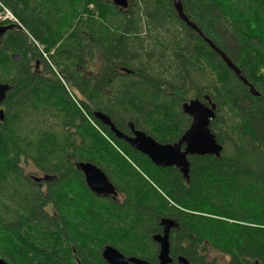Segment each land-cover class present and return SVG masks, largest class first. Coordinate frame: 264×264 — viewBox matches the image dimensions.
<instances>
[{
    "label": "trees",
    "instance_id": "trees-1",
    "mask_svg": "<svg viewBox=\"0 0 264 264\" xmlns=\"http://www.w3.org/2000/svg\"><path fill=\"white\" fill-rule=\"evenodd\" d=\"M180 1L201 37L172 0H129L124 10L111 0H0L21 27L0 43V84L11 86L0 121L7 264H107L106 246L157 263L162 219L177 225L172 264H217L212 254L264 264V0ZM193 99L216 105L210 130L224 150L189 157L188 182L93 116L174 143L190 127L182 105ZM81 162L101 169L120 198L94 195Z\"/></svg>",
    "mask_w": 264,
    "mask_h": 264
},
{
    "label": "water",
    "instance_id": "water-1",
    "mask_svg": "<svg viewBox=\"0 0 264 264\" xmlns=\"http://www.w3.org/2000/svg\"><path fill=\"white\" fill-rule=\"evenodd\" d=\"M112 3L124 10L129 6V0H111ZM173 6L178 17L189 26L191 29L198 30L195 24L189 22V19L184 13L183 5L180 0H172ZM12 28H21L19 25L0 27V43L6 33ZM202 36V35H201ZM206 43L212 48L221 58L224 64L234 71L238 77L246 83L245 77L240 74L238 69L229 58L209 40L205 39ZM11 90L9 84H0V107L6 99L7 93ZM182 111L185 115L191 118L190 127L184 132L181 138L174 143L161 144L154 138L147 135L143 131L135 129L132 123H129L131 135H127L118 130L111 119L102 112H95L94 117L110 131L119 140H123L128 145L141 155L148 158L152 164L158 168L171 169L175 168L180 172L184 180L189 181L190 162L189 157H205L214 156L220 158L224 147L217 142L216 136L210 130V124L216 117V105L207 99V103H203L198 99L189 100L182 105ZM4 119V110H0V121ZM77 169L83 174L85 183L88 189L98 197H113L116 198L118 193L115 187L109 182L107 176L97 166L81 162L76 164ZM52 178L45 176L35 178L36 182L49 181ZM162 232L153 237V241L159 246L157 263H150L137 257H126L121 254L113 246H106L102 251V259L107 264H172L173 259L170 253V236L171 231L177 228L176 222L172 219L161 220ZM178 264H190L184 257L177 259ZM0 264L7 262L0 257Z\"/></svg>",
    "mask_w": 264,
    "mask_h": 264
},
{
    "label": "rangeland",
    "instance_id": "rangeland-1",
    "mask_svg": "<svg viewBox=\"0 0 264 264\" xmlns=\"http://www.w3.org/2000/svg\"><path fill=\"white\" fill-rule=\"evenodd\" d=\"M4 11H5L4 16H3V13H0V17L2 16V17H7L8 18L10 16H13V18H15L14 15L9 10H7L6 8L4 9ZM0 24H2V23H0ZM29 41L32 42V39H29ZM37 48H38L37 53H39L41 55H42V53L45 54V56H43V58L46 59L49 62V60L47 59L48 55L44 52L43 48L41 46H39L38 44H37ZM262 66L264 67V65H262ZM263 73H264V70H263ZM36 175L37 176H41V175H38L37 172H36ZM211 259H215L217 261L216 262L217 264H227V262H228L227 258H224L223 256L218 255V254L217 255L216 254H212Z\"/></svg>",
    "mask_w": 264,
    "mask_h": 264
},
{
    "label": "flooded vegetation",
    "instance_id": "flooded-vegetation-1",
    "mask_svg": "<svg viewBox=\"0 0 264 264\" xmlns=\"http://www.w3.org/2000/svg\"><path fill=\"white\" fill-rule=\"evenodd\" d=\"M187 18H188V17H187ZM188 19H189V18H188ZM189 22L192 23V24H194V23L191 22L190 20H189ZM12 25H13V24H12ZM6 26H11V24L9 23V24H7ZM186 26H187V24H186ZM0 27H1V26H0ZM187 28H188L189 30H191L192 32H195V34H197V36H200V37H201L202 34L200 33V31L198 32L197 30L191 29L189 26H187ZM15 29L17 30V28H15ZM13 30H14V28H12L10 31H13ZM10 31H9V32H10ZM17 31H18V30H17ZM222 62H223V61H222ZM223 63H224V62H223ZM1 109L4 110V109H3V105H1L0 110H1ZM128 129H129V128H128ZM135 129H137V128H135ZM187 129H188V128H187ZM137 130H140V129H137ZM141 131H142V130H141ZM127 135H131L130 129H129V132H128ZM122 141H123V140H122ZM124 142H125V141H124ZM134 151H135V150H134ZM135 152H136V151H135ZM44 177H45V176H44ZM44 177H35L34 175L32 176L33 179H35V178H42V179H43ZM54 179H55V178H54ZM54 179H53V180H54ZM50 181H51V180H49V181H41L40 183L43 182V183L47 184V183L50 182ZM35 182H36V181H35ZM37 183H38V182H37ZM43 185H44V184H43ZM101 197H103V196H101ZM104 198H110V197H104ZM111 198L114 199V200H118L120 197L118 198V196H117L116 198H113V197L111 196Z\"/></svg>",
    "mask_w": 264,
    "mask_h": 264
},
{
    "label": "bare ground",
    "instance_id": "bare-ground-1",
    "mask_svg": "<svg viewBox=\"0 0 264 264\" xmlns=\"http://www.w3.org/2000/svg\"><path fill=\"white\" fill-rule=\"evenodd\" d=\"M0 13H3V16H4V13H5V11H4V9L2 10V12H0ZM6 22H8V23H10L11 25L12 24H18V22L17 23H14V22H12L10 19H8L7 17H0V23H6ZM19 29V28H18ZM140 131V130H139ZM128 144V143H127ZM137 152V151H136Z\"/></svg>",
    "mask_w": 264,
    "mask_h": 264
},
{
    "label": "built area",
    "instance_id": "built-area-1",
    "mask_svg": "<svg viewBox=\"0 0 264 264\" xmlns=\"http://www.w3.org/2000/svg\"><path fill=\"white\" fill-rule=\"evenodd\" d=\"M12 22L17 23V20L13 16L8 17Z\"/></svg>",
    "mask_w": 264,
    "mask_h": 264
}]
</instances>
